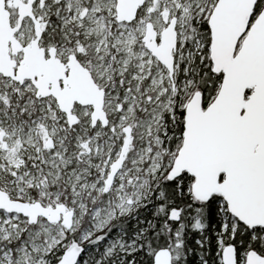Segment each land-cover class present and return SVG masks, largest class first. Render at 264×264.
Returning <instances> with one entry per match:
<instances>
[{
  "label": "snow or ice",
  "instance_id": "1",
  "mask_svg": "<svg viewBox=\"0 0 264 264\" xmlns=\"http://www.w3.org/2000/svg\"><path fill=\"white\" fill-rule=\"evenodd\" d=\"M0 264H264V0H0Z\"/></svg>",
  "mask_w": 264,
  "mask_h": 264
}]
</instances>
